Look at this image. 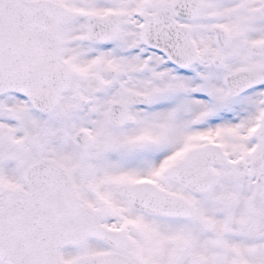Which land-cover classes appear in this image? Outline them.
Masks as SVG:
<instances>
[{
	"label": "snow or ice",
	"instance_id": "6c2138e0",
	"mask_svg": "<svg viewBox=\"0 0 264 264\" xmlns=\"http://www.w3.org/2000/svg\"><path fill=\"white\" fill-rule=\"evenodd\" d=\"M0 264H264V0H0Z\"/></svg>",
	"mask_w": 264,
	"mask_h": 264
}]
</instances>
